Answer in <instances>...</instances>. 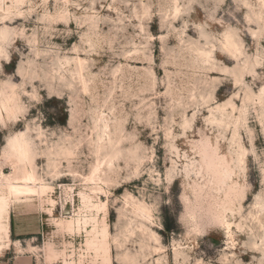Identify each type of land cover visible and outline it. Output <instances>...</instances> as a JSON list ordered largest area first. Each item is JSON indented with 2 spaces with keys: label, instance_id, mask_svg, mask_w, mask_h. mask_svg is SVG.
<instances>
[{
  "label": "rangeland",
  "instance_id": "1",
  "mask_svg": "<svg viewBox=\"0 0 264 264\" xmlns=\"http://www.w3.org/2000/svg\"><path fill=\"white\" fill-rule=\"evenodd\" d=\"M0 1V264H264V0Z\"/></svg>",
  "mask_w": 264,
  "mask_h": 264
},
{
  "label": "bare ground",
  "instance_id": "2",
  "mask_svg": "<svg viewBox=\"0 0 264 264\" xmlns=\"http://www.w3.org/2000/svg\"><path fill=\"white\" fill-rule=\"evenodd\" d=\"M1 2L3 1H0V3ZM0 8H1V4H0ZM1 33H3V30L1 31ZM0 47H1V42H0ZM2 107H6V106L3 105ZM0 112H1V109H0ZM10 147H11V151L8 156L14 157L19 161L27 159L28 149L26 147V143L23 140L17 139V141H12L10 144ZM2 175L5 177V180L8 182L10 192H9V195L0 194V239L2 238V233L7 232L6 231L7 227L4 226L2 222H3V218L5 217L4 216L5 213L7 212V209L9 208V205L11 202L10 200L18 201L21 199L22 195H25L23 197L27 198V197H30L31 194L36 192V189L31 185L36 182L33 172L31 170L26 171L23 177H18V176L10 177L9 175L4 174L3 172H2Z\"/></svg>",
  "mask_w": 264,
  "mask_h": 264
}]
</instances>
